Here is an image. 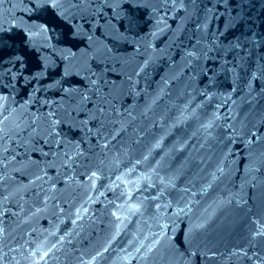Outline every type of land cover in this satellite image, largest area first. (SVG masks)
Segmentation results:
<instances>
[{
	"label": "water",
	"instance_id": "water-1",
	"mask_svg": "<svg viewBox=\"0 0 264 264\" xmlns=\"http://www.w3.org/2000/svg\"><path fill=\"white\" fill-rule=\"evenodd\" d=\"M0 264H264V0H0Z\"/></svg>",
	"mask_w": 264,
	"mask_h": 264
}]
</instances>
